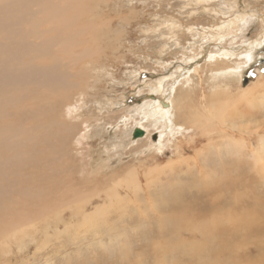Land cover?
<instances>
[{
	"label": "rangeland",
	"instance_id": "374dc122",
	"mask_svg": "<svg viewBox=\"0 0 264 264\" xmlns=\"http://www.w3.org/2000/svg\"><path fill=\"white\" fill-rule=\"evenodd\" d=\"M47 1H54L55 8L70 7L67 0V3ZM69 3L85 4L78 23L82 24L84 18L91 26L80 37V46L76 42L78 45L71 52V49L61 51L55 45L52 51L57 48L56 53L49 52L52 58L44 55L49 60L43 57L42 63L46 67L54 63L53 69L46 68L52 73V76L47 73L48 79L58 78L62 85L70 83L65 86L71 100L66 103L56 100L65 95L54 89L47 92L27 89V95L22 94L26 98L21 96L20 103L28 106L10 101L7 107L4 105L5 111L9 107L6 114L17 115L7 122L0 116V216L3 217L0 264H234L224 258L225 252H240V243L245 244L241 238L247 235L245 225L255 222L250 213L254 209L257 215L264 212V205L258 202L251 209L256 199L264 200V0H69ZM3 4L0 0V11L4 10ZM92 4L93 8H89ZM37 5H32L31 12L42 11L43 7ZM86 8L91 10L88 9V14ZM60 12L59 16H67ZM42 13H34L36 22L43 20ZM3 24L0 14V28ZM19 24L17 20L10 23L19 32L17 41L25 40L29 45L42 42L26 34L22 37L20 29L24 27L26 31L27 26ZM43 26L48 28L46 23ZM42 27L40 24L41 30ZM254 47L259 52L257 59L252 60L249 55ZM218 64L222 66L218 68ZM24 66V58H20V65L10 68L0 61L3 70L0 81L5 72L14 69V73L20 74ZM44 69L35 67L36 74L27 71L25 79L30 74L34 80L43 78ZM223 82L231 88H226ZM245 91H249V96L246 95L249 98L239 96ZM30 92L36 93L35 98L28 95ZM5 98H0V105ZM212 98L225 101L222 104ZM164 101H170L172 107L168 118L161 107ZM211 102H216L218 108L220 105V116L209 123L205 120L211 114L204 107L208 103L210 107ZM35 108L39 111H33ZM184 115L187 119H183ZM179 116L181 119H177ZM51 117L55 119L50 120ZM48 120H54L50 122L54 126ZM136 127L144 129L146 136L134 139ZM21 139L24 148L12 150L11 144L20 143ZM261 147L263 161L254 152ZM3 149L7 151L4 153ZM3 153L10 154L9 162H5ZM44 154L49 155L43 158ZM127 172L135 174L140 191L134 188L139 186ZM36 187L43 188L38 191ZM231 188L239 190L237 198H233L235 192ZM58 201L59 205H55ZM245 211L249 215L240 236L234 233V238H228L227 233L222 234L226 230L223 223L238 222ZM9 214L11 218H6ZM16 214L19 216L15 217ZM5 215L13 224L4 220ZM258 219L263 225V218ZM3 222H9L11 228H4ZM198 227L205 228V236H201ZM209 232H218L221 238H210ZM243 248L242 264H264L259 246L246 244ZM216 249L219 251L214 255Z\"/></svg>",
	"mask_w": 264,
	"mask_h": 264
},
{
	"label": "bare ground",
	"instance_id": "6f19581e",
	"mask_svg": "<svg viewBox=\"0 0 264 264\" xmlns=\"http://www.w3.org/2000/svg\"><path fill=\"white\" fill-rule=\"evenodd\" d=\"M22 1V0H21ZM21 1H19V0H3V2H4V4H3V8H4V10H1L0 11V14H1V19L3 20V26L0 28V40H1V42H0V61L1 62H3L4 64H6L7 65V67H11V65L12 66H14V67H17L18 66V64L20 65V58H24V63H25V65L26 66H24V68L25 69H23L22 70V73H20V74H18V72L17 73H14L15 71H14V69L12 70V69H10L11 70V72H9V71H7V72H5L3 75H2V80L0 81V98H5V96L7 97V99H6V101H4V103L2 104V105H0V109H1V111H0V116H4L3 117V121L4 122H7L8 120H9V118L11 119H13L16 115L14 114V113H12L11 111H15V109H10V112L12 113H8V115L6 114L7 113V111L9 110L8 108L6 109V111H5V109H4V105H6L7 103H9L10 101L12 102V101H18L19 103L20 102H22L21 101V98L22 97H24L23 95H27V93H26V91L28 92V90L27 89H29V90H35V89H38L39 88V90H45L46 92L48 91V89L50 90V89H54V91H56V92H58V93H61L62 94V92H64V95L65 96H60V97H58V99L56 98V97H54V98H56V100H59L60 102L61 101H63V102H65V101H69V100H71V96H70V92H69V90H68V88L65 86V85H69L70 83L69 82H67L66 80H64V81H66V83L67 84H65V85H62L61 83L59 84V79L57 78V79H48L47 77H46V75H47V73H49L51 76H52V73H50V71L48 72V70L46 69V68H48V69H53L54 68V66H52L54 63L52 62V60H51V62L53 63L51 66H44L43 65V63H42V60H43V57H44V55H46V57L47 56H49L51 53H49V52H51L52 51V48H53V46H55V45H59V50H61V51H68V50H70L71 49V52H72V49H75L76 47H77V45H78V43H76V42H79V45L78 46H80V41H81V39H80V37L84 34V30L85 29H89L88 27H90L91 26V24L90 23H87L86 22V20L84 21V18H83V21H82V19H81V21L80 22H83L82 24H80V23H78V19H79V17L83 14V9H84V7H85V4L84 3H82V4H80V5H70V3H69V0H67L68 1V3H67V1L66 0H64V1H66V3L67 4H69V6L70 7H66L65 8V6L63 7V8H55L54 7V5H55V3H53L54 1H52V2H50V1H47V0H24V1H26V2H21ZM59 0H57L56 2H58ZM70 1H72V0H70ZM75 1V0H74ZM36 2H40L38 5H37V3ZM60 2V1H59ZM62 2V1H61ZM64 3V2H63ZM33 4H36L38 7H43L42 8V11L41 12H43L42 13V17H43V20L41 19V17H40V21L39 22H36L34 19H35V16H34V13L35 14H40L41 12H34V11H32L31 12V7H32V5ZM86 4H87V2H86ZM89 4V3H88ZM94 4V3H93ZM92 4V7L90 6L89 8H93V6L95 5H93ZM36 6V7H37ZM57 6V5H56ZM89 8H86V10H85V12H87V14H88V9ZM36 9V8H35ZM34 10V9H33ZM41 10V9H40ZM39 10V11H40ZM61 10V12H63L64 14H66L67 16L65 17L64 15V17L63 16H59L58 14V12ZM90 10V9H89ZM38 11V10H37ZM91 11V10H90ZM60 12V13H61ZM72 12V13H71ZM139 13V12H138ZM61 15V14H60ZM69 15V16H68ZM85 15V14H84ZM14 19H16L17 21H18V23H20V24H22L23 26H24V24L27 26V29H26V31H24L23 29H24V27H23V29H20V33H21V36L22 37H24L25 36V34H26V36H28V37H31L33 40H38V39H40L42 42L41 43H36L35 45L34 44H32V45H29L25 40L22 42V41H17V39H16V37H17V35L18 36H20L19 35V32L18 31H16L15 32V30H13L12 28H11V26H10V23L12 22V21H16V20H14ZM38 19V18H37ZM87 20H88V18H87ZM42 21V22H41ZM84 22H86L87 24H85ZM88 22H90V21H88ZM121 22V21H120ZM15 23V22H14ZM44 23H46L47 25H48V28H47V26H45L47 29H44L45 27L43 26V24ZM19 24V25H20ZM40 24H41V27L43 28V30H41L40 29ZM99 26V25H98ZM19 27V26H18ZM22 27V26H21ZM17 29V28H16ZM19 30V29H18ZM93 31V30H92ZM91 31V32H92ZM96 31V30H95ZM94 31V32H95ZM25 32V33H24ZM90 32V33H91ZM97 32V31H96ZM100 32V31H99ZM93 33V32H92ZM91 33V34H92ZM95 36H96V34L95 33H93ZM93 34H92V36H93ZM102 34V33H101ZM98 35V34H97ZM95 36H93L94 38H95ZM22 37H21V39H22ZM88 37V36H87ZM100 37V36H99ZM93 38V39H94ZM96 38H98V37H96ZM102 38V37H101ZM79 39H80V41H79ZM88 39H90L89 37H88ZM100 39V38H99ZM23 40V39H22ZM97 43H98V40L96 41ZM97 43H96V46H97ZM90 45H92V44H90ZM89 45V46H90ZM86 46V45H85ZM61 47H63V48H61ZM109 47H110V45H109ZM57 49V48H56ZM56 49H55V51H56ZM94 49V48H93ZM254 52L251 54V55H249V58H251L252 57V60H255V59H257V57H258V52L259 51H257V47H254ZM54 50L52 51V53L53 52H55ZM84 51V50H83ZM256 51V52H255ZM57 52H60V51H58L57 50ZM82 51H80V53H81ZM56 53V52H55ZM82 53H84L85 54V52H82ZM92 53V52H91ZM79 54V53H78ZM90 54V53H89ZM55 56V55H54ZM53 56V57H54ZM58 56V55H57ZM62 55H60V57H61ZM69 56V55H68ZM46 57H44V58H46ZM50 57L52 58V56L50 55ZM63 57V56H62ZM61 57V58H62ZM57 58L58 57H56V58H54V60L56 59L57 60ZM77 58V57H76ZM47 60H49L48 58H46ZM46 59H44V60H46ZM73 59H75V58H73ZM73 59H71V60H73ZM60 60H62V59H60ZM68 60H69V58H68ZM93 60H94V58H93ZM225 60V59H224ZM228 60V59H227ZM226 60V61H227ZM58 61H59V59H58ZM87 61V60H86ZM56 62V61H55ZM83 62V61H82ZM89 62V61H88ZM230 62V61H229ZM228 62V63H229ZM23 63V62H22ZM45 64H47L46 62H44ZM50 62H48V64H49ZM80 63V62H79ZM223 63V62H222ZM14 64V65H13ZM56 64V63H55ZM59 64H62L60 61H59ZM226 64V63H225ZM1 65H3V64H1ZM22 65V64H21ZM214 65H216V64H214ZM219 65L220 64H218L217 66H218V68H220L219 67ZM216 66V67H217ZM220 66H222V65H220ZM22 67V66H21ZM27 67V68H26ZM32 67H34L33 69H35V67L37 68V70L40 68V67H43V68H45L44 70H45V73L42 75L43 76V78H38V80L36 79V80H34L35 79V77H34V79L32 78V75L30 74V77L28 78V79H25V78H27V74H26V72L27 71H32V73L34 72L33 71V69H32ZM98 67V66H97ZM215 67V66H214ZM226 67H228V66H226ZM222 68V67H221ZM225 68V67H224ZM231 68H232V66H231ZM234 68V67H233ZM233 68H232V70H233ZM42 69V68H41ZM57 69V68H56ZM59 69V68H58ZM66 69H68V68H66ZM223 69V68H222ZM227 69V68H226ZM0 70H2V68L0 69ZM9 70V69H8ZM218 70V69H217ZM229 70H231V69H229ZM231 70V71H232ZM3 71V70H2ZM1 71V72H2ZM16 71H18L17 69H16ZM62 71H64L63 70V68H62ZM235 71H237V70H235ZM54 72H55V70H54ZM58 72V71H57ZM61 74H62V72H61V70L59 71ZM58 72V73H59ZM76 72V71H75ZM75 72H74V74H75ZM77 72L78 73H76L75 75L77 76V74H79V71L77 70ZM218 72V71H217ZM216 72V73H217ZM220 72V71H219ZM218 72V74H221V73H219ZM223 72V71H222ZM226 72V71H225ZM35 74L37 73V72H34ZM224 73V72H223ZM34 74V75H35ZM67 74V73H66ZM69 74H71L70 72H69ZM186 74H188V72H186ZM232 74V73H231ZM230 74V75H231ZM235 74V73H234ZM233 74V75H234ZM38 75V74H37ZM73 75V74H72ZM17 76L19 77V79H17ZM74 76V75H73ZM72 76V77H73ZM81 76V75H80ZM223 76V75H222ZM22 77H23V79H24V81H22ZM37 77H39V76H37ZM36 77V78H37ZM54 77H57V76H55L54 75ZM62 77V76H61ZM70 77L71 76H69V80H70ZM95 77V76H94ZM65 78V77H64ZM63 78V79H64ZM234 78H235V76H234ZM73 79V78H72ZM78 79V78H77ZM224 79V78H223ZM31 80H34L35 81V83L32 85V81ZM74 80H76V78L74 79ZM259 80V79H258ZM33 81V82H34ZM63 81V82H64ZM78 80H76V82H77ZM223 81V80H222ZM75 82V81H74ZM74 82H73V80L71 81V86H73V84H74ZM80 82V81H79ZM82 82V81H81ZM162 82V81H161ZM261 83H263L262 81H260ZM187 83V82H186ZM224 83V82H223ZM222 83V84H223ZM26 84H29V86H26ZM161 84V83H160ZM232 84V83H231ZM255 84V83H254ZM257 84V83H256ZM256 84H255V86H256ZM258 84H260L259 82H258ZM257 84V86H259ZM264 84V83H263ZM81 85H83L84 86V84H81ZM261 85V84H260ZM70 86V87H71ZM220 86H221V84H220ZM224 86H226V88H231V87H229V83H224ZM223 86V87H224ZM264 86V85H263ZM87 87V86H86ZM252 87V86H251ZM74 88V87H73ZM72 88V89H73ZM88 88V87H87ZM169 88V87H168ZM174 88V87H173ZM178 88V87H177ZM246 88V87H245ZM190 89V88H189ZM217 89V88H216ZM223 89V88H222ZM247 89H249L248 87H247ZM251 89V88H250ZM63 90V91H62ZM159 90V89H158ZM161 90V89H160ZM159 90V91H160ZM180 90V89H179ZM186 90V89H185ZM193 90V89H192ZM218 90V89H217ZM225 90L226 89H224V91L223 92H225ZM51 91V90H50ZM164 91V90H163ZM181 91H182V89H181ZM187 91V90H186ZM194 91V90H193ZM227 91H228V89H227ZM43 92V91H42ZM154 92H156V91H154ZM165 92H166V90H165ZM173 92V91H172ZM182 92H184V93H186L185 91H182ZM188 92H190V90L188 91ZM192 92V91H191ZM215 92V91H214ZM219 92V91H218ZM231 92V91H230ZM23 93H25V94H23ZM219 93H221V92H219ZM228 93H229V91H228ZM23 94V95H22ZM44 94V93H43ZM48 94H50V93H48ZM82 94V93H81ZM174 94V93H173ZM183 94V93H182ZM187 94V93H186ZM214 94H216V92L214 93ZM213 94V95H214ZM223 94V93H222ZM222 94H220L221 96H223ZM225 94H226V92H225ZM232 94V93H231ZM247 94H250L249 93V91H245V93H243V94H241V95H239V96H243L244 97V95L246 96ZM30 97H34V96H36V93H34V92H30L29 94H28ZM55 95V94H54ZM217 96H218V93L216 94ZM227 95V94H226ZM225 95V96H226ZM229 95H230V93H229ZM22 96V97H21ZM177 96H180V95H177ZM185 96V95H184ZM183 96V97H184ZM193 96V95H192ZM191 96V97H192ZM247 96H249V95H247ZM246 96V97H247ZM41 97H43V96H41ZM45 97H48L47 95H45ZM167 97V96H166ZM183 97H181L182 99H183ZM215 97V96H214ZM24 98H26V97H24ZM35 98V97H34ZM48 98H50V97H48ZM52 98V97H51ZM54 98H52L53 100H54ZM186 98V97H185ZM190 98V97H189ZM193 98V97H192ZM216 98V97H215ZM220 98V96L218 97V99ZM222 98V97H221ZM229 98V97H228ZM228 98L226 97V100H228ZM247 98H249V97H247ZM30 99V98H29ZM45 99V98H44ZM214 98H212V100H213ZM223 99V98H222ZM243 99V98H242ZM246 99V98H245ZM252 99V98H251ZM37 100V99H36ZM46 101H47V99H45ZM50 100V99H49ZM178 100V99H177ZM183 100H185V99H183ZM183 100H181L182 102H183ZM190 100V99H189ZM215 100V99H214ZM244 100V99H243ZM24 101H26V100H24ZM33 101V100H32ZM46 101H44L43 100V102L45 103ZM51 101V100H50ZM49 101V102H50ZM187 101V100H186ZM192 101H194V99H192ZM216 101V100H215ZM217 101H221V99L220 100H217ZM216 101V102H217ZM225 101V100H224ZM224 101H221V103L222 102H224ZM245 101V100H244ZM253 101V100H252ZM34 102V101H33ZM58 102V101H57ZM74 102V101H73ZM185 102V101H184ZM183 102V103H184ZM216 102H211L210 104V107H208V104L206 105L205 104V107H204V110H206V112H208L209 114H211V116H208L207 118H206V122L207 121H210V119H212L213 120V118L215 117H217V115H219V113H218V109L220 108V105H219V108L216 106ZM228 102H229V100H228ZM227 102V103H228ZM35 103H38V102H35ZM42 103V102H41ZM43 103V104H44ZM47 103H48V101H47ZM52 103H55V101L54 102H52ZM66 103V102H65ZM173 103V102H172ZM180 103V101L179 102H177V104L178 105H180L179 104ZM195 103V102H194ZM227 103H225V104H227ZM250 103V102H249ZM18 104V103H17ZM21 104V103H20ZM20 104L18 105V106H20ZM23 104H24V102L21 104V106L23 107ZM40 104V103H39ZM51 104V103H50ZM64 104V103H63ZM185 104H186V102H185ZM191 104H192V102H191ZM196 104V103H195ZM194 104V105H195ZM219 104V103H218ZM223 104V103H222ZM25 105H27V104H24V106ZM45 105H46V103H45ZM65 105V104H64ZM162 106V110H164L165 111V116H166V118H168V114H170L169 113V111L171 110V108L172 107H170L171 106V103H170V101H164L163 102V104H161ZM187 105H189V108H190V104H187ZM193 105V106H194ZM17 106V108H19ZM20 106V107H21ZM28 106V105H27ZM26 106V108H28L29 109V107H27ZM32 106V105H31ZM49 106V105H48ZM172 106L173 107H175L174 106V104H172ZM184 107H186V105H183ZM193 106H191L192 108H193ZM222 106H224V105H222ZM229 106V105H228ZM233 106H234V104H233ZM6 107H7V105H6ZM15 107V106H14ZM21 107V108H22ZM195 107V106H194ZM200 107V106H199ZM230 107V106H229ZM12 108V107H11ZM16 108V107H15ZM37 108H38V106H37ZM64 108V107H63ZM188 108V109H189ZM197 108V107H196ZM66 109V108H65ZM184 109V108H183ZM187 109V110H188ZM18 110V109H17ZM21 110H23V109H21ZM30 110H32V109H30ZM34 110H36V108L35 109H33V111ZM63 110V109H62ZM193 110V109H192ZM201 110V109H200ZM220 110V109H219ZM222 110H223V108H222ZM230 110V109H229ZM231 110H232V108H231ZM29 111V110H28ZM37 111V110H36ZM39 111V110H38ZM37 111V112H38ZM163 111V112H164ZM179 111H180V109H179ZM190 111V110H189ZM195 111H196V109H195ZM198 111V110H197ZM224 111V110H223ZM241 111V110H240ZM1 112H3V113H5V115L3 114V113H1ZM18 112V111H17ZM22 112V111H21ZM26 113H27V111H25ZM41 112H42V110H41ZM44 112H45V110H44ZM19 113V112H18ZM24 113V112H23ZM34 113H36V112H34ZM177 113V112H176ZM179 113V112H178ZM177 113V114H178ZM187 113V112H186ZM190 113H192V112H190ZM196 113V112H195ZM204 113V112H203ZM208 113H206V114H208ZM221 114H222V111L220 112ZM3 114V115H2ZM22 114V113H21ZM25 114V113H24ZM28 114V113H27ZM37 114V116H38V113H36ZM35 114V115H36ZM47 114H50L51 115V113H47ZM57 114H58V112H57ZM174 114V113H173ZM180 114V113H179ZM181 114H183V113H181ZM184 114H185V112H184ZM193 114V113H192ZM42 115H44V113H42ZM42 115H40V117L42 116ZM189 115V114H188ZM195 115V114H194ZM238 115V114H237ZM7 116V117H6ZM48 116V115H47ZM52 116H53V114H52ZM57 116H60V115H57ZM65 116V115H64ZM172 116V115H171ZM184 116H186V115H184ZM192 116V115H191ZM191 116H190V118H191ZM207 116V115H206ZM220 116V115H219ZM224 116H226V115H224ZM228 116V115H227ZM173 117V116H172ZM180 117V116H179ZM177 118V119H181V117L180 118ZM193 117V116H192ZM201 117V116H200ZM199 117V118H200ZM33 118H35V122H37V118L34 116ZM43 118V117H42ZM48 119H49V117H47ZM52 118L53 119H55L54 117H51L50 118V120H52ZM194 118V117H193ZM225 118V117H224ZM11 119V120H12ZM43 119H46L45 118V116H44V118ZM60 119V118H59ZM183 119H187V116L185 117V118H183ZM189 119V118H188ZM201 119V118H200ZM199 119V120H200ZM19 120V119H18ZM50 120H48L49 121V123L50 122H54V120L53 121H50ZM61 120V119H60ZM86 120H88V119H86ZM171 120V119H170ZM198 121V118L197 119H193V122L194 121ZM212 120L209 122V123H212ZM14 121V120H13ZM47 121V122H48ZM169 121V120H168ZM186 121V120H185ZM216 121V120H215ZM218 121H222V119L220 120H218ZM44 122V121H43ZM56 122V121H55ZM171 122V121H170ZM187 123H188V121H186ZM185 122V123H186ZM205 123V122H204ZM224 123V122H223ZM227 123V122H226ZM230 123V122H229ZM181 124V123H180ZM214 124V123H213ZM218 124H219V122H218ZM222 124V123H221ZM231 124V123H230ZM234 124V123H233ZM50 125H51V123H50ZM53 125V124H52ZM51 125V126H52ZM55 125H56V123H55ZM204 125V124H203ZM206 125V124H205ZM216 125V124H215ZM12 126V125H11ZM54 126V125H53ZM104 126V125H103ZM207 126V125H206ZM213 126V125H212ZM243 126V125H242ZM6 127H10V126H6ZM38 127V126H37ZM183 127H185L184 125H183ZM238 127V126H237ZM59 129H61V128H59ZM141 130L143 133H142V135L141 136H135V130ZM239 129H240V127H239ZM248 129V128H247ZM1 130H3V129H1ZM4 130H7V131H10V133H14V131L12 132L9 128H5L4 127ZM53 130V129H52ZM55 130V129H54ZM184 130H185V128H184ZM21 131V130H20ZM50 131V130H49ZM235 132V131H234ZM238 132V131H237ZM4 133V132H3ZM9 133V132H8ZM7 133V134H8ZM24 133V132H23ZM61 133V132H60ZM68 133V132H67ZM48 134H52L51 132L50 133H48ZM25 135V134H24ZM146 136V131L144 130V129H142V128H139V127H136L135 129H134V132H133V138L134 139H136V138H140V137H145ZM158 136V135H157ZM25 137H27V136H25ZM53 137V136H52ZM63 137V136H62ZM69 137V136H68ZM241 137V136H240ZM54 138H55V136H54ZM59 137H57V139H58ZM61 138V137H60ZM53 139V138H52ZM25 140V139H24ZM39 140V139H38ZM54 140V139H53ZM62 140V139H61ZM139 140V139H138ZM154 141L156 140V138L155 139H153ZM22 139L20 140V143H12L11 144V149L12 150H19L20 148H24V146H23V144H22V142H24V141H22ZM33 141V140H32ZM44 141V140H43ZM261 141V146H263V139L262 140H260ZM28 142V141H27ZM39 142V141H38ZM25 143V142H24ZM25 145V144H24ZM47 145V144H46ZM50 146H51V144H50ZM99 146V145H98ZM257 146H259V145H257ZM28 147V146H27ZM260 147V146H259ZM43 149V148H42ZM45 149V148H44ZM43 149V150H44ZM263 149V147H261L260 148V150H258L257 148L256 149H254V152H255V154L258 156H256L257 158H258V160L260 159V160H262L263 159V154L261 153V152H263V151H261ZM209 149H206V151H208ZM217 150H218V148H217ZM7 150H5V149H3L2 150V152H6ZM222 150H220V152H221ZM215 153V151H210V153ZM218 152H219V150H218ZM3 153V156H4V159H5V162L7 163V162H9V156H10V154H11V152H10V154H4ZM208 153V152H207ZM49 155V154H48ZM48 155H46V154H44V156H43V158L44 157H48ZM207 155V154H206ZM208 156V155H207ZM206 156V157H207ZM51 158H53V157H51ZM175 159V158H174ZM51 160V159H50ZM184 160V159H183ZM201 160H203V158L201 159ZM42 161V160H41ZM102 161V160H101ZM192 161V160H191ZM263 161V160H262ZM176 162V161H175ZM180 162V161H179ZM182 162H184V161H182ZM264 162V161H263ZM103 163V162H102ZM181 163V162H180ZM180 163H178V164H180ZM185 163V162H184ZM177 164V163H176ZM188 164H191V162H188ZM261 164H263V163H261ZM180 165H182V163L180 164ZM196 165H198V163L196 164ZM207 166V165H206ZM4 167V166H3ZM188 167V166H187ZM54 171H55V169H53ZM132 171H135V170H132ZM110 172V171H109ZM161 172V171H160ZM65 173H67V172H65ZM128 174H127V176H129V178H135V179H133V180H135V182H136V184L138 185V183H137V177H134V175L133 174H131L132 172H127ZM206 173V172H205ZM136 174H137V172H136ZM169 174V173H168ZM173 174V173H172ZM64 175V174H63ZM68 176V175H67ZM65 177V176H64ZM98 177V176H97ZM128 178V179H129ZM70 180V179H69ZM109 180V179H108ZM29 181V180H28ZM132 181V180H131ZM139 181V180H138ZM159 181V180H158ZM51 182V181H50ZM72 182H74V181H72ZM68 183V182H67ZM148 183V182H147ZM88 184H90V183H88ZM121 184H122V182H121ZM128 184V183H127ZM135 183H134V185H136ZM61 185V184H60ZM66 185V184H65ZM68 186V185H67ZM123 186V185H122ZM128 186V185H127ZM139 187H134L133 185L132 186H129V188L130 187H134V188H137L139 191H140V185H138ZM45 187V186H44ZM114 187H117V186H114ZM43 188V187H42ZM42 188H40V189H42ZM62 188V187H61ZM151 188V187H150ZM2 189V188H1ZM0 189V190H1ZM36 189H37V187H36ZM35 189V190H36ZM39 189V190H40ZM52 189V188H51ZM50 189V190H51ZM74 189H76V188H74ZM136 189V190H137ZM38 190V189H37ZM38 190V191H39ZM44 190V189H43ZM48 190V189H47ZM101 190V189H100ZM135 190V189H134ZM231 191H234L235 192V195L233 196V198H237L236 196H237V194H236V192L237 191H239L238 189H235V188H231L230 189ZM59 191V190H58ZM70 191H71V189H70ZM76 191V190H75ZM96 191H98V190H96ZM95 191V192H96ZM111 191V190H110ZM114 191V190H113ZM117 191V190H116ZM143 191H144V189H143ZM1 192V191H0ZM63 192V191H62ZM92 192V191H91ZM102 193H103V191H101ZM104 192H105V190H104ZM141 192H142V190H141ZM140 192V193H141ZM51 193V192H50ZM65 193H67V192H65ZM82 193V192H81ZM84 193V192H83ZM143 193V192H142ZM172 193V192H171ZM175 193V192H174ZM179 193V192H178ZM1 194H4V193H1ZM25 194V193H24ZM55 194H57V193H55ZM109 194V193H108ZM145 194V193H144ZM143 194V195H144ZM5 195V194H4ZM59 195V194H58ZM139 195V194H138ZM172 195V194H171ZM179 195V194H178ZM52 196V195H51ZM111 196V195H110ZM137 196V195H136ZM34 197V196H33ZM60 197V196H59ZM64 197V196H63ZM238 197H239V195H238ZM35 198H37V197H35ZM53 198H55V197H53ZM61 198V197H60ZM175 198V197H174ZM173 198V199H174ZM180 198V197H179ZM30 199V198H29ZM58 199V198H57ZM70 199V198H69ZM68 199V200H69ZM176 199V198H175ZM252 199V198H251ZM46 200V199H45ZM44 200V201H45ZM179 200V199H178ZM66 201V200H65ZM74 201V200H73ZM244 201V200H243ZM39 202H41V201H39ZM63 202V201H62ZM61 202V203H62ZM175 201H173V203H174ZM244 202H246V201H244ZM261 203V204H263L264 205V200H262L261 202H259L257 199L255 200V203L251 206V209L253 210L254 208H252L253 206H255V204L256 203ZM56 203L58 204L59 203V201L58 202H55V205H56ZM71 203H72V201H71ZM108 203V202H107ZM164 203V202H163ZM41 204V203H40ZM64 204H66V203H64ZM101 204V203H100ZM160 204V203H159ZM30 205H32V204H30ZM53 205H54V203H53ZM59 205V204H58ZM95 205V204H94ZM6 206V205H5ZM163 207H164V204L162 205ZM166 206V205H165ZM179 206V205H178ZM55 207H59V206H55ZM111 207V206H110ZM132 207V206H131ZM166 207H168V206H166ZM246 207V206H245ZM256 207V206H255ZM109 208V207H108ZM157 208V207H156ZM6 209H8V207H6ZM43 209V208H42ZM103 209V208H102ZM11 210V209H10ZM104 210V209H103ZM157 210V209H156ZM3 211H5V210H3ZM2 211V212H3ZM17 211V210H16ZM21 211V210H20ZM31 211V210H30ZM112 211H114V210H112ZM1 212V211H0ZM9 212V211H8ZM18 212V211H17ZM38 212V211H37ZM44 212V211H43ZM92 212V211H91ZM131 212H133V210L131 211ZM185 212V211H184ZM9 213H12L11 211L9 212ZM19 213V212H18ZM27 213V212H26ZM42 213V212H41ZM88 213V212H87ZM130 213V212H129ZM135 213V212H134ZM188 213V212H187ZM257 213H258V211L257 210H253L252 211V213H250V216H251V218L254 220L255 219V222H252V221H250L249 222V224H246L245 225V230H246V232H247V235H246V237H244V238H241L242 239V241H243V243H245V244H242V243H240V245H239V251L241 252L244 248H243V245L244 246H246V244L247 245H257V246H259L260 247V249H259V255H262L263 257H264V241H263V243H262V240H264V212L263 213H261V212H259L260 214L259 215H257ZM38 214H39V212H38ZM125 214V213H124ZM126 214H127V212H126ZM174 214H176V213H174ZM4 215V214H3ZM2 215V216H3ZM21 216H22V214H20ZM33 215V214H32ZM44 215V214H43ZM47 215V214H46ZM127 215H129V214H127ZM131 215V214H130ZM132 215H134V214H132ZM186 215V214H185ZM249 215V212L248 211H245L242 215H241V217L239 218V220H238V222H235V223H232V222H229V223H223L224 225H222V228H224V229H226V230H224V231H222V234H225V233H227V236H228V238L229 237H233L234 238V233H236L238 236H240V234H241V230L240 229H243V225H244V223H245V219H246V216H248ZM9 217H6V215L4 216V220H6L5 219V217L6 218H11L10 217V214L8 215ZM17 216V214L15 215V217ZM18 216H19V214H18ZM17 216V217H18ZM45 216V215H44ZM43 216V217H44ZM77 216V215H76ZM172 216V215H171ZM259 216H261L262 218H263V225L261 224V222L259 221V219H258V217ZM23 217V216H22ZM24 217H25V215H24ZM34 217V216H33ZM101 217V216H100ZM133 217V216H132ZM175 217V216H174ZM193 217H194V215H193ZM0 218H3V217H1L0 216ZM20 218V217H19ZM45 218H47V217H45ZM69 218H71V217H69ZM129 218H131V216L129 217ZM167 218V217H166ZM186 218V220H190V217H185ZM18 219V218H17ZM42 219V218H41ZM85 219V218H84ZM99 219V218H98ZM128 219V218H127ZM10 219H7L6 221H9ZM13 220H14V218H13ZM16 220V219H15ZM27 220V219H26ZM36 220H38V219H36ZM105 220V219H104ZM12 221V220H11ZM11 221H9L10 223H11ZM46 221V220H45ZM107 221H108V219H107ZM148 221V220H147ZM163 221V220H162ZM194 221V220H193ZM9 222H6L5 224H4V222H3V227L4 228H7V229H9V228H11V226H10V224H9ZM44 222V221H43ZM42 222V223H43ZM165 222V221H164ZM172 222V221H171ZM177 222V221H176ZM183 222V221H182ZM207 223H210V221H206ZM16 223V222H15ZM46 223V222H45ZM106 223H108V222H106ZM154 223V222H153ZM11 224H13V222L11 223ZM18 224V223H17ZM47 224V223H46ZM73 224V223H72ZM80 224V223H79ZM98 224V223H97ZM110 224V223H109ZM118 224V223H117ZM181 224V223H180ZM2 225V224H1ZM0 225V226H1ZM19 226L21 225V224H18ZM17 225V226H18ZM30 225V224H29ZM165 225V224H164ZM177 225V224H176ZM184 226V225H183ZM3 227L1 228V229H3ZM28 227V226H27ZM30 227V226H29ZM95 227V226H94ZM218 227V226H217ZM221 227V226H220ZM15 228V227H14ZM17 228H19V227H17ZM23 228H24V226H23ZM22 228V229H23ZM149 228V227H148ZM196 228V227H195ZM16 229V228H15ZM106 229V228H105ZM176 229V228H175ZM216 229V231H217V228H215ZM17 230V229H16ZM19 231H20V228L18 229ZM25 230V229H24ZM174 230V229H173ZM183 230H185V229H183ZM198 230H199V233L201 234V236H205L206 235V232L204 231L205 230V228L204 229H200V227H198ZM140 231V230H139ZM178 231H179V229H178ZM181 231V230H180ZM88 232V231H87ZM175 232H177V230L175 231ZM184 232V231H183ZM197 232V231H196ZM195 232V233H196ZM10 233V232H9ZM169 233V232H168ZM180 234H182V231L181 232H179ZM208 235V234H207ZM209 237L210 238H216V237H218V235H219V233L218 232H216V234H211L210 232H209ZM6 236H8L7 234H6ZM221 236V235H220ZM193 237V236H192ZM195 237V236H194ZM221 238V237H220ZM219 237H218V239H220ZM224 238V237H223ZM142 239V238H141ZM164 239V238H163ZM201 239V238H200ZM189 240V239H188ZM212 240V239H211ZM211 240H208V241H211ZM215 241V240H214ZM223 241V240H222ZM222 241H220V242H222ZM67 242V241H66ZM132 242V241H131ZM37 243V242H36ZM201 243V242H200ZM211 243V242H210ZM216 243H217V241H216ZM222 243H224V242H222ZM128 244V243H127ZM221 244V243H220ZM200 245V244H199ZM205 245V244H204ZM208 245V247L210 248L211 246H209L210 244H207ZM11 246V245H10ZM15 246V245H14ZM217 246H215V248H216ZM126 248H127V246H126ZM205 248V247H204ZM212 248V247H211ZM211 248H210V250H211ZM218 249H219V247H218ZM218 249H216V251H215V253H214V255L215 254H217L218 253ZM175 250V249H174ZM215 250V249H214ZM218 250V251H217ZM194 251V250H193ZM214 252V251H213ZM212 252V253H213ZM240 252H236V251H234V250H229V251H226L225 252V255H224V258L225 259H229V260H231V261H233V263L234 264H242L243 262H244V259H242V257H241V255H240ZM196 253V252H195ZM211 253V254H212ZM245 253H247V251L245 250ZM60 254V253H59ZM198 254H200V253H198ZM122 255V254H121ZM126 255V254H125ZM201 255H202V253H201ZM201 255H200V257H201ZM205 255V254H204ZM229 255H233L234 256V259L232 260V259H230V256ZM205 257V256H204ZM196 258H197V256H196ZM223 258V259H224ZM198 259H199V257H198ZM205 259H207V257L205 258ZM218 263V262H217ZM160 264V263H159ZM174 264V263H173ZM201 264V263H200ZM219 264H222V262L221 263H219Z\"/></svg>",
	"mask_w": 264,
	"mask_h": 264
},
{
	"label": "water",
	"instance_id": "95a60500",
	"mask_svg": "<svg viewBox=\"0 0 264 264\" xmlns=\"http://www.w3.org/2000/svg\"><path fill=\"white\" fill-rule=\"evenodd\" d=\"M136 132L134 133L135 134V136L137 137V136H141L142 135V131L141 130H135Z\"/></svg>",
	"mask_w": 264,
	"mask_h": 264
}]
</instances>
